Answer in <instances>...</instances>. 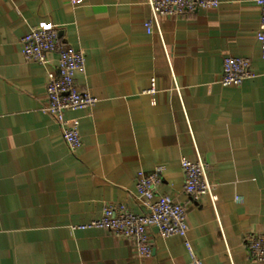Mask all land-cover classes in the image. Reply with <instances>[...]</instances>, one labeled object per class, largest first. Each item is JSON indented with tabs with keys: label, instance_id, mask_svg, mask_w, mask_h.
<instances>
[{
	"label": "crops",
	"instance_id": "1",
	"mask_svg": "<svg viewBox=\"0 0 264 264\" xmlns=\"http://www.w3.org/2000/svg\"><path fill=\"white\" fill-rule=\"evenodd\" d=\"M145 0H0V264H189L185 239L204 264H261L245 239L264 233V77L222 86L225 56L264 70L252 0L160 16L148 33ZM56 26L64 46L82 51L75 82L95 98L79 118L81 146L70 152L42 110L57 54L26 60L29 27ZM154 80V93L147 90ZM207 164L215 208L183 190L180 158ZM162 167L158 194L186 207V237L149 228L152 253L104 229H71L104 204L146 211L136 173Z\"/></svg>",
	"mask_w": 264,
	"mask_h": 264
},
{
	"label": "built area",
	"instance_id": "2",
	"mask_svg": "<svg viewBox=\"0 0 264 264\" xmlns=\"http://www.w3.org/2000/svg\"><path fill=\"white\" fill-rule=\"evenodd\" d=\"M259 9V24L256 34L260 42L261 56L264 58V0H252ZM149 7V18L145 20V28L150 33L153 28L159 31L160 16H180L193 14L206 8H216L219 0H145ZM20 50L26 60L35 61L40 65L49 62L48 54H57V75L46 84L47 102L42 110L48 113L60 127L61 136L70 152L81 146L79 118H66V112L92 109L96 98L88 91L80 89L75 82V74L83 72L85 57L81 50L64 46L57 34L56 26L43 23L29 27L20 39ZM264 77V70L258 73L250 67V59L242 56H225L222 60L219 82L222 86H239L247 79ZM154 93V80L147 90ZM183 174V190L191 200L199 201L207 196L213 208L217 201L214 186L207 175V164L196 151V160L180 158ZM162 167L146 173H136L135 191L146 211L135 213L125 204H104L101 215L87 222L73 224L71 229H104L115 236L125 239L133 245L140 257H148L152 253L149 239V228H156L163 238L173 235L186 237L188 224L184 204L176 201L168 194H158L156 187L160 182ZM189 264H204L202 259L185 239ZM250 256L258 263L264 264V233L250 234L245 239Z\"/></svg>",
	"mask_w": 264,
	"mask_h": 264
}]
</instances>
